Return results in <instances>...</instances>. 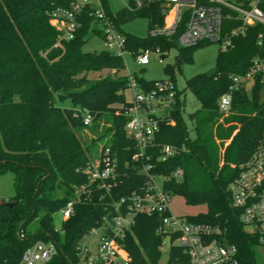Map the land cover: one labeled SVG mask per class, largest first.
<instances>
[{
    "label": "trees",
    "instance_id": "16d2710c",
    "mask_svg": "<svg viewBox=\"0 0 264 264\" xmlns=\"http://www.w3.org/2000/svg\"><path fill=\"white\" fill-rule=\"evenodd\" d=\"M70 1L0 0V173L13 171L16 187L13 197L0 200V264H22L25 251L38 241L57 244V253L46 264H81L77 245L82 236L104 217L110 218L113 202L143 180V175L130 172L111 194L103 190L92 201L77 204L75 214L57 228L55 214L70 199L74 187L86 182L84 169L102 150L94 157L80 136L85 110L93 114L94 122L109 124L104 135L111 137L102 148L110 146L121 167L132 161L135 151L126 131L129 101L123 57L107 50H84L93 31L89 20L75 38L56 45L59 31L50 23L49 13ZM138 14L149 16L150 28L164 22L159 2L124 8L116 16L123 23ZM126 40L134 56L144 49L175 46L174 39L149 35L126 34ZM203 44L177 48L178 63L183 58L190 60L193 50ZM257 55L264 57V25L252 26L247 36L235 39L233 47L221 49L214 72L187 80V89L201 103L190 115L195 139L189 137L180 90L173 112L176 124L163 123L156 137L161 144L187 146L186 153L160 165L166 173L178 167L185 170L183 180L171 182L169 188L172 194L183 195L187 204L207 206L205 213L190 216V220L219 226L226 239L237 245L238 264H263L257 254L261 244L232 206L229 186L237 175L236 166L264 142V83L257 80L251 90L244 85L234 93L232 113L225 123L220 122L223 114L218 103L233 85V77L246 73ZM139 81L151 84L154 80ZM59 94L66 95L73 106H62ZM160 223L157 215L137 217L124 240L131 264H158ZM171 251L169 262L181 254V248L173 246Z\"/></svg>",
    "mask_w": 264,
    "mask_h": 264
},
{
    "label": "built area",
    "instance_id": "2783aa9c",
    "mask_svg": "<svg viewBox=\"0 0 264 264\" xmlns=\"http://www.w3.org/2000/svg\"><path fill=\"white\" fill-rule=\"evenodd\" d=\"M131 1L135 7L145 2L161 4L164 22L152 26L148 35L174 39L176 48L218 42L227 51L234 46L236 38L247 36L252 26L264 25V0H128L124 8H135ZM108 9L107 0H71L53 7L49 16L50 23L59 31L56 45L75 38L85 20H89L91 30L102 26L106 50L123 57L128 50L126 34L116 14H110ZM262 42L261 33L259 44ZM171 49H144L135 59L141 66L150 64L152 56L163 62ZM127 78L132 98L126 109V131L135 144L132 161L121 167L111 147H103L98 158L84 169L86 182L74 187L70 199L57 212L61 214L57 228L75 214L77 204L92 201L103 190L111 194L131 172L143 175L142 182L113 202L110 218L104 217L82 236L77 245L81 264H131L124 240L140 215L161 218L159 249L162 252L168 245L169 259L173 246L181 248V254L169 264H238V247L226 239L219 226L192 221L190 216L176 215L170 209L173 194L169 184L182 181L185 170L178 167L166 173L160 165L186 153L188 148L185 144L158 143L156 137L163 123L176 124L173 117L179 91L176 81L169 77L151 84L141 83L132 73ZM233 79V85L218 103L223 115L231 111L234 93L242 86L249 88L257 80L264 83V57L255 56L248 71ZM93 122V114L85 110L84 125L88 127ZM236 167L237 175L229 186L232 206L240 211L247 230L264 245V142ZM56 253L54 241H38L25 251L22 264H46Z\"/></svg>",
    "mask_w": 264,
    "mask_h": 264
},
{
    "label": "rangeland",
    "instance_id": "374dc122",
    "mask_svg": "<svg viewBox=\"0 0 264 264\" xmlns=\"http://www.w3.org/2000/svg\"><path fill=\"white\" fill-rule=\"evenodd\" d=\"M107 1L112 14H116L117 12L124 9L128 0ZM94 27H96V29L91 31L87 42L84 44V50L87 52H100L106 50L102 26L98 25ZM121 29L125 32V34L146 37L150 30V18L147 14L135 15L128 21L121 23ZM220 50L221 46L218 42L204 43L193 50L190 60L183 58V60L178 63L177 57L179 55V50L174 47L164 58L163 62H160L158 58L152 56V61L147 66L139 65L132 52L127 50L123 54L126 70L122 73L125 75L132 73L138 78H144L146 80L152 81L174 77L178 89L182 93L181 98L182 100H185L183 116L189 127V137L191 139H195L196 131L190 115L194 114L199 108H201V103L194 93L187 89L186 82L188 79L197 74H210L214 72L217 67V56ZM166 66H168L167 69ZM97 76L98 74L92 75V77ZM251 88L252 86L249 85L248 89L251 90ZM125 95L128 101L131 100L132 96L130 90L127 89L125 91ZM60 104L67 107L73 106L70 100H64L60 102ZM231 113L232 111H230L227 115H222L220 122L225 123V118ZM108 125L109 124L107 122L98 120L93 122V124L88 127H83L80 132V136L82 137L85 144L90 146L92 155L94 157L98 156V152L102 149L104 143L111 137L110 133L104 135V130L106 127H108ZM217 142L220 143L221 140L217 139ZM229 142L230 139L226 140L225 144L227 145ZM223 151L224 150L222 149V152ZM15 194V175L13 171L9 170L4 173H0V200L11 198ZM169 206L171 211L176 215L195 216L199 213H205L207 211V206L205 204H187L185 197L180 194H173L171 196ZM55 219L56 222H60V212L55 214ZM167 249L168 245L162 249V255L158 264H169V255L167 253ZM257 254L259 261L264 264V245L258 246Z\"/></svg>",
    "mask_w": 264,
    "mask_h": 264
},
{
    "label": "water",
    "instance_id": "95a60500",
    "mask_svg": "<svg viewBox=\"0 0 264 264\" xmlns=\"http://www.w3.org/2000/svg\"><path fill=\"white\" fill-rule=\"evenodd\" d=\"M66 99H67V96H66V95L59 94V101H60V102L66 100ZM7 204H8L9 206H13V205H14L13 202H7Z\"/></svg>",
    "mask_w": 264,
    "mask_h": 264
}]
</instances>
